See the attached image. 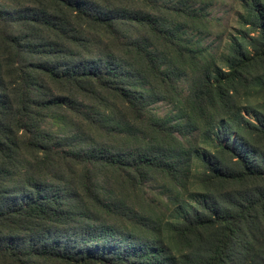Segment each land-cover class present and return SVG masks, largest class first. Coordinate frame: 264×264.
Instances as JSON below:
<instances>
[{"label": "trees", "instance_id": "16d2710c", "mask_svg": "<svg viewBox=\"0 0 264 264\" xmlns=\"http://www.w3.org/2000/svg\"><path fill=\"white\" fill-rule=\"evenodd\" d=\"M216 2L0 0V264H264V0L220 55Z\"/></svg>", "mask_w": 264, "mask_h": 264}, {"label": "rangeland", "instance_id": "374dc122", "mask_svg": "<svg viewBox=\"0 0 264 264\" xmlns=\"http://www.w3.org/2000/svg\"><path fill=\"white\" fill-rule=\"evenodd\" d=\"M242 0H217L216 4L209 9V17L212 19V30L214 34L203 40L215 54L220 55L226 52V45L229 35L239 27L238 13L241 9ZM189 82L181 84L183 97L188 94ZM172 107L167 103H160L153 107L156 115L163 117L170 112Z\"/></svg>", "mask_w": 264, "mask_h": 264}]
</instances>
